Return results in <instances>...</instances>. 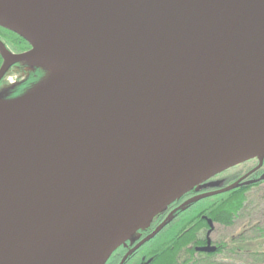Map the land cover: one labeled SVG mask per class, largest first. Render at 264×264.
Returning a JSON list of instances; mask_svg holds the SVG:
<instances>
[{"label":"water","instance_id":"95a60500","mask_svg":"<svg viewBox=\"0 0 264 264\" xmlns=\"http://www.w3.org/2000/svg\"><path fill=\"white\" fill-rule=\"evenodd\" d=\"M0 27L31 47L0 41V84L36 55L89 70L0 119V264H106L195 187L263 161L264 0H0Z\"/></svg>","mask_w":264,"mask_h":264},{"label":"flooded vegetation","instance_id":"af4514ba","mask_svg":"<svg viewBox=\"0 0 264 264\" xmlns=\"http://www.w3.org/2000/svg\"><path fill=\"white\" fill-rule=\"evenodd\" d=\"M14 94L11 98L9 95L8 100L15 97ZM236 184L241 186L224 192ZM256 190L264 192V159L259 158L232 167L177 199L159 213L147 229L140 230L118 248L106 264H229L228 259L233 264L244 262L251 255L241 252V243L263 226L258 224L256 227L251 221L248 206L240 209L236 203L241 195L247 198ZM200 197L205 198L197 201ZM225 202L232 205L225 206ZM160 226L163 228L152 240L135 250ZM167 236L184 238L185 248L167 254L165 249L168 247L159 244ZM209 245L215 250L203 251ZM231 249L232 254L229 253Z\"/></svg>","mask_w":264,"mask_h":264},{"label":"bare ground","instance_id":"6f19581e","mask_svg":"<svg viewBox=\"0 0 264 264\" xmlns=\"http://www.w3.org/2000/svg\"><path fill=\"white\" fill-rule=\"evenodd\" d=\"M5 57L8 58L9 54L5 53ZM72 61L67 58L46 55L34 56L29 63L33 67L44 68L46 72H49V76L43 84L21 99L11 102H5L0 99V119L37 99L48 97L55 92H63L72 83L88 78L89 70L85 66L82 65V67Z\"/></svg>","mask_w":264,"mask_h":264},{"label":"trees","instance_id":"16d2710c","mask_svg":"<svg viewBox=\"0 0 264 264\" xmlns=\"http://www.w3.org/2000/svg\"><path fill=\"white\" fill-rule=\"evenodd\" d=\"M0 41L6 48V50L11 54L23 53L31 49L30 45L20 38L18 35L5 30L0 27ZM4 63L3 56L0 51V68ZM22 64L18 65L21 66ZM42 71L43 74L45 73L42 69L36 68L34 71L29 73L27 77V85L28 89L31 90L34 86H36L39 82L37 73ZM248 198L241 195L238 199V203H236L240 209L247 204ZM225 206H231V203H224ZM147 229V228H146ZM164 240L159 244H164L163 247H168L166 250L167 254H174L180 252V249H184L186 244L184 242V238H177L169 236L163 238ZM168 239V241L166 240ZM264 226L258 231H255L254 234H250L247 236V240L244 243H241L240 250L245 255H251V258L245 260V264H264ZM262 242V243H261ZM263 248V249H262ZM230 254H232L233 249L230 250ZM228 261H232L228 259ZM207 264H215L208 262Z\"/></svg>","mask_w":264,"mask_h":264},{"label":"rangeland","instance_id":"374dc122","mask_svg":"<svg viewBox=\"0 0 264 264\" xmlns=\"http://www.w3.org/2000/svg\"><path fill=\"white\" fill-rule=\"evenodd\" d=\"M34 69H36V67H33L32 65H27V64H23L21 66L12 68L9 71V73L5 76L3 81L1 82V88H0L1 95L5 99H9V95L11 98V96L14 93H16L14 94L15 97L12 98V99H16V98H19L25 95L27 92H29L30 90L28 89V85L26 81H27V77L29 73H31ZM37 75H38L39 80L36 82H39V83L45 80L47 77V73L45 72L43 74L42 71H39ZM247 198H248V201H247L246 206H248L250 210L251 221L256 223V227H259L257 226L258 224L261 226H264V192L257 191V190L252 191L251 193L248 194ZM239 231L241 232L242 230H239ZM247 259L248 258H245V260ZM245 260L244 262L240 261L241 263L239 264L245 263ZM228 262L229 264H233L231 261H228ZM224 264H227V263L225 262Z\"/></svg>","mask_w":264,"mask_h":264}]
</instances>
